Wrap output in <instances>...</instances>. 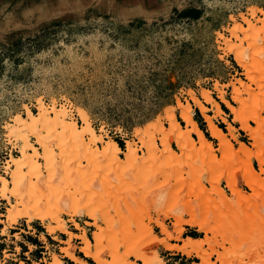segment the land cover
<instances>
[{
	"label": "rangeland",
	"instance_id": "obj_1",
	"mask_svg": "<svg viewBox=\"0 0 264 264\" xmlns=\"http://www.w3.org/2000/svg\"><path fill=\"white\" fill-rule=\"evenodd\" d=\"M253 7L264 10V0H0V175L9 179L4 173L5 162L10 155H20L14 142L7 136L5 124L11 122L16 114L26 117V107L38 114L37 99L41 98L48 107L54 101L58 108L70 110L79 127L83 123L76 109L85 110L91 126L102 138L98 143L101 149L103 142L109 139L114 140L122 151L125 150L126 141L137 142L138 155L148 158L145 164V167L149 166L148 169L138 166L136 177L127 173L126 168L112 169L100 160L101 169L92 170L91 175H88L89 180L83 185H95L93 191L103 192L106 197L103 202L106 200L110 208H114L116 203L124 205L125 211L127 202L135 204L137 215L145 224L148 223L156 237L165 236L160 232L158 222H163L173 234L178 235L173 232L175 220L159 214L154 208V203L158 202V185H169L170 189L177 192V198L184 202L191 190L189 185L196 190H199V185H204L207 191H211V182L216 179L219 180L218 185L225 198L234 201L229 184L231 173L232 183L243 194H252L244 176L245 163L235 160L228 165L223 166L221 163L222 166L214 167L203 155L190 154L194 156L191 158L185 154L182 165L164 169L160 161L164 159L159 151L157 154L160 160L153 163L147 155L146 147L135 135L138 129H145L164 118L166 110L171 108L174 109L176 120L185 127L177 109L178 100L183 104L194 105L190 92L193 91L203 101L202 92L206 89L221 104L215 88L217 83L227 86L224 87L226 99L238 107L232 100L230 84L238 79L246 83L249 81L236 57L225 49L219 34L229 39L231 28L239 24L247 27L243 18H250ZM260 17V13H256L252 21L255 23ZM257 25L260 29V24ZM262 35L255 42L252 38L244 42V47H248V59L262 62L257 68L259 81L264 79V48L262 52L260 50L263 46L260 40ZM240 38L245 39V36L240 35ZM251 87L254 92L257 91L255 84ZM254 103L251 98L252 109L255 108ZM205 104L211 109L210 104ZM223 107L226 108L222 103ZM226 109L225 113L232 119L230 110ZM209 113L213 115L212 111ZM261 116L264 117V111ZM217 119L221 120H214ZM162 123L165 127L169 126L164 119ZM249 124L256 127L252 121ZM232 125L238 129V140L249 146L253 153H257L258 149L252 147V140L240 129V124L232 122ZM217 126L227 133L225 124L221 122ZM200 127L207 129L206 122ZM204 136L212 143L217 160H224V152L216 150L219 147L218 141L208 132L204 131ZM154 137L155 144L161 150L163 136L155 134ZM166 137L169 140L170 137ZM192 137L196 142L195 148L199 147L197 136L192 134ZM30 141L36 144L34 138L30 137ZM176 144L172 139L170 148L180 154ZM232 144L235 149H239L238 142L232 140ZM10 150L11 154L8 153ZM119 156L124 157L122 153ZM256 160L254 157L250 162L261 178V195L259 199H254L256 204L258 202V206L255 205L259 207L258 213L251 209L249 217L242 216L232 221L230 213L220 210L221 216L226 219L229 217L227 226L229 230L232 229L225 239L224 236L216 235L210 245L206 246L210 264H264V173ZM82 164L86 168L84 171L91 170L86 162ZM151 167L162 176L155 172L150 173L152 176L148 174ZM70 170L75 171L74 165L70 166ZM104 185H111V188L106 190ZM214 197L219 198L220 195L214 194ZM92 200L97 202L94 197ZM190 200L195 205L201 203L198 198ZM11 201L14 199L11 198ZM235 201L232 204L236 207ZM8 207L6 200L1 199L0 264H46L51 261L52 254H56L62 264H74L60 250L65 245L54 239L66 240V234L58 231L54 235L48 234L37 219L28 223L25 218H21L8 225L5 219ZM182 211L184 219H188V214ZM62 218L68 221L71 217L63 214ZM74 218L85 228L88 238L93 242L95 229L89 224L92 221L85 214ZM215 223L212 221L211 226ZM67 226L71 232H82L69 221ZM142 234L136 231L135 242H139ZM187 234L201 239L204 236L196 227L184 225L181 235ZM78 241L73 239L75 253L88 264H96L80 252ZM161 248L157 249L156 264L163 263L161 256L165 253ZM188 257L185 260L177 256L181 260L176 259L172 264L199 263V259L194 256ZM127 260L141 263L132 256Z\"/></svg>",
	"mask_w": 264,
	"mask_h": 264
},
{
	"label": "bare ground",
	"instance_id": "obj_2",
	"mask_svg": "<svg viewBox=\"0 0 264 264\" xmlns=\"http://www.w3.org/2000/svg\"><path fill=\"white\" fill-rule=\"evenodd\" d=\"M256 13H260L261 17L255 20L254 23L252 20L255 18ZM243 22L247 27L240 24L234 26L229 30L231 34L229 39L219 34V38L225 43V49L236 57L237 63L244 70L246 79L249 81V83H246L238 79L235 83L230 84L232 86V100L238 107L232 105L226 99L224 87L227 86L218 83L215 86L221 102L231 112V122L224 117L220 105L212 98L208 90L203 89V101L193 91L189 94L194 106L199 109L204 117V121L207 123L208 133L218 141L219 147L216 150L224 152V160H217L212 143L206 139L203 132L193 121L191 105L189 103L183 104L180 100L177 102V109L180 111L182 121L185 122V127H182L176 120L174 109L171 108L170 110H166L164 118L157 120L150 126H146L145 129H138L135 137L146 147L148 151L147 155H149L150 159L152 158L153 163L159 159L157 154L159 151L160 156L164 159H159L163 162L161 167L168 170L170 167L174 168L172 167L174 165L179 166L183 162L185 154L188 157L190 154L194 156L203 155L209 161V164L214 167L222 166V164L223 166L228 165L232 161L239 160L246 164L245 170L243 171L247 186L252 190V194H243L240 188L232 183L233 175L231 173L229 184L232 191V198L234 201L236 199V207L232 204L234 201L225 198V194L219 188V180L216 179H213L211 182L213 183V189L211 191H207L204 185H199V190L189 185L191 190L188 188L190 192L189 195L187 194L188 197H185L184 202H182L183 200L181 198H177L175 195L177 192L170 189L171 187L169 185H158V202L154 203V208L159 214H164L166 217H172L175 220L173 223V232H177L178 235L174 237L173 233L168 230L166 224L158 222L157 226L165 236L156 237L151 227L148 226V223L145 224L139 217L140 215H137V207L134 206L135 204L131 202L125 204L127 213H124L126 210L123 211L125 209H123L124 205H116L115 203L114 208H110L107 206L106 200L103 202V199L106 198L103 192L101 193L98 190L93 191V186L95 185H83L84 182L89 180L88 175H91L92 170L101 169L99 166L100 160H103L109 168H126L127 173L138 175L139 170L137 167H145L148 158L141 156L142 154L138 155L137 142L132 140L126 141L125 150L122 151L114 140L108 138L109 140L103 142L101 149L98 143L102 141V138L96 134L91 126L85 110L81 108L76 109L77 115L83 123L79 127L74 121L70 110L63 107L58 108L54 101L52 106L48 107L43 103L41 98H38V114H34L26 107V117L16 114L12 118V121L7 122L4 127L7 131L8 138L11 142H14L13 144L18 148L20 154L16 157L10 155L9 160L5 162L4 173L9 176V179L0 175V200H6L9 205L7 214L5 215L8 225L15 223L21 218H25L28 223L37 219L41 222L48 234L54 235L57 231L66 234L68 236L66 240H58L57 237H54V239L65 245L60 250L74 264L88 263L84 258L75 253L73 239L79 240L78 243L80 246L78 248L80 252L96 264H156L157 249L160 247L178 251L186 256H194L199 259L198 264H210L206 255V246L210 245L213 237L216 235L224 236L225 239L228 231L232 229L229 230L227 226L229 217L226 219V217L221 216L220 210L222 211L224 209L230 213L232 221H236L242 216L244 218L249 217V214H252L250 212L251 209H254L256 214L259 210V207L255 206H258V202L256 204L254 199L260 198L261 178L259 176L260 174L251 166L250 160L255 157L261 167L262 173H264V117L261 116V112L264 111V102H262L264 98V79L259 81L257 70L262 65V62L259 63V60L258 62H255L256 60L252 62L248 59V47H244V42H248L250 38L254 39L255 42L259 35L263 34L260 39L263 41V46L260 48L262 52L264 48V10L253 7L250 18L244 17ZM257 23L260 24V29ZM240 35H244L245 39L240 38ZM257 52H259L258 49ZM254 84L258 87L256 92L251 87ZM251 98L255 101V108L253 109L250 106ZM205 103L210 104L212 106L211 109H208ZM209 111H212L213 115H207ZM215 118H220L226 124L227 133L223 132L214 123ZM162 119L168 122V127L163 125ZM249 121L255 123L256 127L251 126ZM232 122L240 124V129L246 132L250 140H252V147L258 149L257 153H253L249 146L238 140V129L232 125ZM155 134H161L163 136L161 150L155 144ZM192 134H195L199 140V147L197 148H195L196 142ZM166 136L170 137L169 140ZM30 137L35 139V145L30 141ZM172 139L177 142L176 145L180 154L171 150L170 141ZM232 140L239 143L238 150L234 148ZM119 153H122L124 157L121 158ZM192 155H190L191 158L194 157ZM171 156L172 161L169 162ZM82 162H86L91 170L84 171L86 168L82 166ZM72 165L75 167L74 172L70 170V166ZM152 169L153 171L151 172ZM152 169H149L148 174L158 173L156 169ZM95 171L94 175L96 173ZM159 174L161 175L160 172L158 176H160ZM74 175H77L75 177L78 178L75 179ZM143 176L146 177L147 175ZM212 176L214 177V175ZM104 187L107 190L111 188V185H104ZM183 189L185 190V188ZM214 194L216 196L220 195V197H214ZM92 197L97 199V202L92 200ZM11 198L14 199L13 202ZM190 198H198L201 203L195 205L194 201H191L192 199L190 200ZM182 210L188 214V219H184V212ZM63 214L70 216L71 218L68 221L82 232L79 234L71 232L67 226L68 221L62 218ZM83 214L92 221L89 224L95 229L92 237L93 242L88 238L85 228L74 218ZM213 214H215L214 217ZM226 215L228 216V214ZM151 221L152 218L149 220V223ZM212 221L216 222L213 226H211ZM249 221L250 219H248ZM184 225L196 227L204 233L203 238L187 237L181 245L170 244L169 240H180L179 237L183 233ZM136 231L143 232L139 242L137 241L138 243L135 242L137 239ZM237 231L239 232L238 227ZM4 232L5 230L2 229V233ZM129 256L134 257L141 263L128 261L127 258ZM51 257V261H47L46 264H62L56 254H52Z\"/></svg>",
	"mask_w": 264,
	"mask_h": 264
},
{
	"label": "crops",
	"instance_id": "obj_3",
	"mask_svg": "<svg viewBox=\"0 0 264 264\" xmlns=\"http://www.w3.org/2000/svg\"><path fill=\"white\" fill-rule=\"evenodd\" d=\"M216 102H218V104L220 105V108L222 109V103L220 104V101H216ZM230 102V101H229ZM231 103V102H230ZM224 104V103H223ZM190 105H191V107H192V111H193V113H192V119H193V121L197 124V126L199 127V129L203 132V134H204V131L205 132H208V130L207 129H203V128H201L200 127V125H202V123H204L205 121H204V117H203V115L200 113V111H199V109L197 108V107H195L193 104H191L190 103ZM225 105V104H224ZM205 106L208 108V109H210V107L209 106H207L206 104H205ZM226 106V105H225ZM226 108H227V106H226ZM222 111H223V113H224V117L230 122L232 119H230V116H229V114H227V113H225V111L222 109ZM231 114V113H230ZM207 115H209V116H211L212 114H210L209 112L207 113ZM222 122V120H214V123L217 125V124H219V123H221ZM223 123V122H222ZM223 124H225V123H223ZM226 125V124H225ZM185 126V125H184ZM203 126H205V125H203ZM183 127V126H182ZM206 127H207V123H206ZM235 127V126H234ZM221 129V128H220ZM169 231H170V229H168ZM74 233V232H73ZM173 236L174 237H176V235L175 234H173ZM187 237H193V238H196V237H194V236H191V235H185V236H180V240L179 241H183V240H185ZM179 241H175V240H169V242H170V244H177V245H181L180 244V242ZM61 247H64V246H61ZM60 247V248H61ZM161 248V247H160ZM162 250H163V252L165 253L164 255H162L161 256V258L163 259V263L162 264H172L173 262H174V260H181V258H176L177 256H180V257H184L185 258V260H188L189 259V257L188 256H186V255H183L182 253H179V252H177V251H174V250H168V249H165L164 247H162L161 248ZM65 257V256H64ZM67 258V257H66ZM191 258H193V257H191ZM70 260V259H69ZM71 261V260H70ZM69 262V261H68ZM193 262H190V264H192Z\"/></svg>",
	"mask_w": 264,
	"mask_h": 264
},
{
	"label": "trees",
	"instance_id": "obj_4",
	"mask_svg": "<svg viewBox=\"0 0 264 264\" xmlns=\"http://www.w3.org/2000/svg\"><path fill=\"white\" fill-rule=\"evenodd\" d=\"M223 110L227 112V109H226L225 107H223ZM120 147H121V145H120ZM192 236H193V235H192ZM194 237H195V236H194Z\"/></svg>",
	"mask_w": 264,
	"mask_h": 264
},
{
	"label": "built area",
	"instance_id": "obj_5",
	"mask_svg": "<svg viewBox=\"0 0 264 264\" xmlns=\"http://www.w3.org/2000/svg\"><path fill=\"white\" fill-rule=\"evenodd\" d=\"M8 153H10V154H11V150H10ZM8 156H9V155H8Z\"/></svg>",
	"mask_w": 264,
	"mask_h": 264
}]
</instances>
